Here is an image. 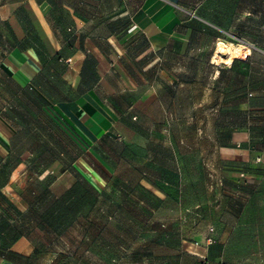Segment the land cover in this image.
Here are the masks:
<instances>
[{
    "label": "rangeland",
    "instance_id": "obj_1",
    "mask_svg": "<svg viewBox=\"0 0 264 264\" xmlns=\"http://www.w3.org/2000/svg\"><path fill=\"white\" fill-rule=\"evenodd\" d=\"M228 4L215 14L219 22L228 24L226 28L204 25L198 29L205 34L197 40L203 48L196 64L170 65L175 68L164 71L163 79L158 77L159 87L156 83L138 87L153 95L137 102L135 117L118 120L117 132L107 131L95 141L79 132L82 150L76 146V135L53 128L51 151H37L32 164L36 174L30 179L34 181L31 190L38 194L33 204L37 215H17L22 222L36 219L31 231L38 242L49 244L51 264H202L199 257L187 254L206 246L210 228L224 224L226 229L230 223L225 230L229 236L244 203L242 192L246 194L251 187L243 180L251 172L225 157L223 146L232 144L227 133L250 122L257 134H264V95L252 91L253 62L260 64L259 74L264 78V0H229ZM3 30L0 20V33ZM219 41L246 44L251 56L231 68L217 64L212 56ZM194 66L201 70L187 69ZM254 100L260 115L251 119ZM242 102L244 110L240 109ZM61 147L67 149L68 165L60 163ZM78 156L85 173L97 172L105 179L104 194H97L84 179H76L78 173L71 162ZM125 159L138 164L126 167ZM64 170L68 184L63 182L62 190L55 183L50 192L48 184ZM126 176L131 177L129 183ZM141 177L166 197L159 201L145 195L149 207L145 208L138 185L136 196L128 197L126 191ZM259 184L263 190L264 180ZM54 193L62 197L55 198ZM258 203L255 213L250 208L240 217L247 221L254 217L258 228L237 232L233 244L222 249L228 262H210L208 256L207 264H264V199ZM20 205L26 207L23 200ZM158 207L160 217L155 219ZM147 220L148 229L140 230ZM200 234L203 237L198 242ZM138 241L148 243L142 252L129 248L128 242ZM139 255L145 257L142 262L128 261Z\"/></svg>",
    "mask_w": 264,
    "mask_h": 264
},
{
    "label": "crops",
    "instance_id": "obj_2",
    "mask_svg": "<svg viewBox=\"0 0 264 264\" xmlns=\"http://www.w3.org/2000/svg\"><path fill=\"white\" fill-rule=\"evenodd\" d=\"M228 3L229 0H0V20L4 23L0 33V264L52 262V251L46 250L49 244L38 242L32 234L36 219L22 222L18 213L37 215L33 204L38 194L31 190L34 181H30L36 174L32 164L38 150L51 151L53 128L76 135V146L82 150L85 147L79 132L82 136L86 132L92 141L107 131L117 132L118 120L135 117L137 102H145L153 95L138 91V87L154 83L159 87L158 77L163 79L164 71L175 68L170 65L196 64L203 48L197 40L205 34L198 29L204 25L226 28L228 24L219 22L215 14ZM242 59L233 58L226 67L238 66ZM253 64L252 91L264 95L261 66ZM187 69L196 71L201 67ZM255 102L249 111L251 119L260 115ZM240 109H245L244 102ZM227 134L232 144H225L223 153L251 172L243 180L251 187L246 194L242 192L244 203L229 228V236L225 230L230 223L226 229L222 224L206 233L214 243L187 254L201 252L207 259L210 257L208 261L220 263L229 261L228 257L223 259L226 254L222 249L233 244L237 232L257 227L254 217L248 221L240 217L250 208V213H255L258 202L264 199V189L259 184L264 180V134H257L250 122ZM66 150L60 148L62 166L64 162L69 164L64 156ZM124 162L132 168L138 164L128 159ZM117 163L116 159L114 165ZM71 165L78 173L74 174L77 180L84 179L97 194H104L107 182L97 172L85 173L80 156ZM259 170L263 173L258 174ZM65 172L48 184L50 192L55 183L62 190L64 183L68 184L64 182ZM113 177L114 173H110ZM130 178L126 176L125 181L129 183ZM136 185L145 208H149L145 195L159 201L166 197L164 191L143 177L126 191L128 197L136 196ZM113 192L116 196L117 191ZM54 194L55 198L62 197ZM22 200L26 207L20 205ZM65 210L69 212L68 206ZM157 210L155 219L160 217L159 207ZM148 221L142 222L140 230L148 229ZM200 235L196 241H202L203 234ZM128 244L138 252L148 246L141 241ZM144 258L139 255L128 261L139 263Z\"/></svg>",
    "mask_w": 264,
    "mask_h": 264
},
{
    "label": "bare ground",
    "instance_id": "obj_3",
    "mask_svg": "<svg viewBox=\"0 0 264 264\" xmlns=\"http://www.w3.org/2000/svg\"><path fill=\"white\" fill-rule=\"evenodd\" d=\"M248 54H250V47L246 44H228L219 41L212 57L217 64L220 62L230 64L233 58L242 59Z\"/></svg>",
    "mask_w": 264,
    "mask_h": 264
},
{
    "label": "built area",
    "instance_id": "obj_4",
    "mask_svg": "<svg viewBox=\"0 0 264 264\" xmlns=\"http://www.w3.org/2000/svg\"><path fill=\"white\" fill-rule=\"evenodd\" d=\"M212 230L213 229L210 228L209 231H212ZM214 241L215 240H214V238L212 236H208L207 239H206V246L214 243ZM197 243L198 242H195V244H197ZM193 253H194V255H196L197 257H199L201 259L202 264H207V256H206V254L201 253V252H196V251H194Z\"/></svg>",
    "mask_w": 264,
    "mask_h": 264
}]
</instances>
